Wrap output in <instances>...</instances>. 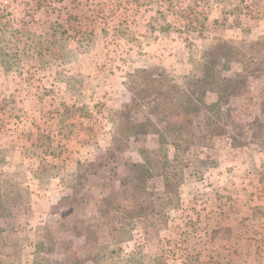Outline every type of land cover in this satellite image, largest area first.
<instances>
[{
	"label": "rangeland",
	"instance_id": "1",
	"mask_svg": "<svg viewBox=\"0 0 264 264\" xmlns=\"http://www.w3.org/2000/svg\"><path fill=\"white\" fill-rule=\"evenodd\" d=\"M0 9L13 33L0 34V186L18 212L30 206L3 224L0 264H88L86 234L110 243L102 197H127L120 179L159 146L154 126L143 125L147 110L130 108L145 80L200 76L212 38L248 48L264 36V0H0ZM260 68L236 82L241 94H206L221 103L228 135L205 139L199 127L194 144L183 138L180 200L165 227L155 232L156 215L134 219L118 255L110 245L99 264H241L243 232L264 234ZM138 122L140 135H130ZM149 184L162 187L159 177Z\"/></svg>",
	"mask_w": 264,
	"mask_h": 264
},
{
	"label": "trees",
	"instance_id": "2",
	"mask_svg": "<svg viewBox=\"0 0 264 264\" xmlns=\"http://www.w3.org/2000/svg\"><path fill=\"white\" fill-rule=\"evenodd\" d=\"M6 13L0 9V34L13 35L5 19ZM0 41L4 39L1 38ZM203 54L202 73L198 77H186L184 85L172 83L161 72L148 77L142 85L143 89L134 100L138 102L132 103L134 106L130 108L143 105L144 110H147L150 117H145L143 125L148 124L152 126V129L154 126V131L160 138L159 146L146 150L143 162L132 164L126 176L120 179V188L127 189L129 192L127 197L121 199L116 193L102 197L99 215L110 243L96 244L97 239L94 235L86 234L85 240L94 246L84 256V262L99 264L104 257L103 253L107 252L113 244H117L116 251L114 252L115 249H113L109 253L118 255L120 252L118 244L131 238V227H133L131 223L134 219L156 215L158 222L153 225L155 232L165 227L169 217L168 209L178 204L180 200L179 187L182 183V173H179L181 170H178L175 164L179 163L176 158L178 150L183 151L186 148H182L183 138L186 145L194 144L193 139L199 137L195 135L194 130L199 127L203 128L202 135L205 139L228 135L226 117L221 111V103L218 101L208 104L206 94L216 93L218 96L226 93L241 94L242 92L234 88L236 82H241L239 78L245 83V78L250 79L263 72L260 66L264 62V36L248 45V48L246 45L234 47L228 40L212 38ZM233 64H237L238 69L233 71L234 75L229 78L226 73L232 71ZM153 118L156 124L164 125L162 131L157 130L155 122H152ZM137 124L136 129L129 128V131H132L130 135H140L142 124L140 122ZM166 131L168 134L165 133ZM163 145H166L168 151L170 147L174 150L172 158L168 156ZM158 155L160 158L157 159ZM185 159L186 163L191 161V158ZM4 163L5 157H1L0 154V173ZM154 177L161 179V188L158 189L149 184ZM4 194L0 186V237L5 231L3 224L7 223L6 219L12 217V220H15L14 213H27L30 209L27 205L25 210L18 212L17 199H4ZM125 198L132 199L134 203L131 205ZM35 264L38 262L35 261ZM135 264L140 262L136 261Z\"/></svg>",
	"mask_w": 264,
	"mask_h": 264
},
{
	"label": "crops",
	"instance_id": "3",
	"mask_svg": "<svg viewBox=\"0 0 264 264\" xmlns=\"http://www.w3.org/2000/svg\"><path fill=\"white\" fill-rule=\"evenodd\" d=\"M252 213H253V209H249L246 215L249 219H251L250 220L252 223L251 227H254L255 223L258 224L257 221L259 220H258V217L254 216ZM244 227L245 225L242 226L243 229H245ZM259 230H261L260 226H256V228L251 229L250 234L251 232H254L255 234L252 237L250 236V234L244 236V232H243L241 240L243 241L242 244L244 245L245 248L243 247V253H242L243 255L241 259V264H264V260H263L264 258V234L260 232ZM230 261H233V259Z\"/></svg>",
	"mask_w": 264,
	"mask_h": 264
}]
</instances>
